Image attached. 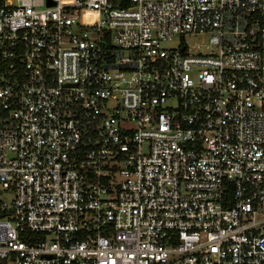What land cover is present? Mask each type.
Instances as JSON below:
<instances>
[{
    "label": "built area",
    "instance_id": "1",
    "mask_svg": "<svg viewBox=\"0 0 264 264\" xmlns=\"http://www.w3.org/2000/svg\"><path fill=\"white\" fill-rule=\"evenodd\" d=\"M0 264H264V0H0Z\"/></svg>",
    "mask_w": 264,
    "mask_h": 264
},
{
    "label": "rangeland",
    "instance_id": "2",
    "mask_svg": "<svg viewBox=\"0 0 264 264\" xmlns=\"http://www.w3.org/2000/svg\"><path fill=\"white\" fill-rule=\"evenodd\" d=\"M185 39L189 43V46L194 47L196 45V47L203 49L204 45H205V41H206V36L203 34H199V35L186 34ZM164 44L165 45H174L175 40L166 41Z\"/></svg>",
    "mask_w": 264,
    "mask_h": 264
}]
</instances>
